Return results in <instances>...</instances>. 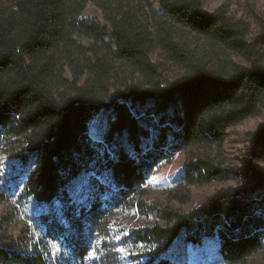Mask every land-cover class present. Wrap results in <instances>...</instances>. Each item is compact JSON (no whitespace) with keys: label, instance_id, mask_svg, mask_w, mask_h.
I'll return each mask as SVG.
<instances>
[{"label":"trees","instance_id":"16d2710c","mask_svg":"<svg viewBox=\"0 0 264 264\" xmlns=\"http://www.w3.org/2000/svg\"><path fill=\"white\" fill-rule=\"evenodd\" d=\"M203 1L0 0V154L11 162L10 183L24 170L23 194L47 205L36 220L64 253L48 263L37 249L1 238L0 264H186L170 258L171 244L212 236L228 263L262 249L264 125L247 133L241 168L229 163L224 143L229 128L264 112V16L253 15L252 35L224 5L206 12ZM89 4L102 21L83 15ZM154 51L181 69V79H164ZM146 102V116L157 117L142 149L147 131L132 108ZM102 110L112 118L99 141L86 127ZM122 131L135 154L115 146ZM177 152L185 184L231 176L247 184L221 187L185 212L146 203L148 176ZM118 209L156 222L117 236Z\"/></svg>","mask_w":264,"mask_h":264},{"label":"rangeland","instance_id":"374dc122","mask_svg":"<svg viewBox=\"0 0 264 264\" xmlns=\"http://www.w3.org/2000/svg\"><path fill=\"white\" fill-rule=\"evenodd\" d=\"M221 5L225 6L227 14L231 18L242 19L248 22L252 35L257 33L258 28L255 25L253 15L264 16V0L203 1V9L206 12L213 11ZM83 15L102 21L100 13L90 4L83 11ZM82 42L87 43V40L82 39ZM200 43L201 41H197V45H200ZM150 60L160 67L166 81L181 79V69L165 61L159 52L154 51L150 55ZM235 60L240 61L239 59ZM151 105V102H146L144 105H135L132 108V111L140 117V122L147 131L145 136L140 137L139 145L142 149L150 148L151 139L154 134L152 122L156 121L157 116L153 114L146 116V113H148L146 109ZM150 117L152 122L150 121ZM111 118L112 115L109 110L99 111L88 122L86 127L87 135L91 139L102 141ZM263 125L264 112H261L227 130L224 148L231 165L237 168L242 167V153H244L248 145L247 133L253 132L256 128ZM114 142L116 147L120 146L126 152L135 154L126 131L116 134ZM107 150L111 152V146L108 145ZM10 164L11 162L7 161L0 154V190L4 191L3 198L0 202V219L4 222L3 228L0 229V239L7 238L20 241L27 249H37L40 253L48 255V263L57 261L64 256L61 246L43 237L42 227L36 220L38 213L46 209L47 205L41 204L40 208H38L39 206H37L38 204L35 201L23 194L24 170L21 171L15 180V184L10 183ZM183 174L184 155L182 152H177L170 162L160 163L153 173L148 176L143 185L141 198L146 203L153 204L156 207H167L176 211L185 212L197 206L204 198L221 187L236 185L238 183L242 185L247 184L245 181L240 182L241 179L238 176H231L227 179L212 181L208 184L188 185L183 180ZM85 183L86 179L83 175L74 181L71 194L75 199H82L80 192ZM6 184L12 185L10 190L4 189ZM175 195H183L184 198L180 200ZM54 205L57 206L58 201H54ZM113 216L112 225L114 227V233L117 236L125 235L128 227H142L156 222V217L152 214L141 215L134 209H118ZM217 249L218 240L215 236L204 238L200 243L185 242L182 238H178L171 244L169 252H171V259L183 261L186 264H264V246L251 255L245 263H228L220 256ZM87 263H89L88 260Z\"/></svg>","mask_w":264,"mask_h":264},{"label":"snow or ice","instance_id":"6c2138e0","mask_svg":"<svg viewBox=\"0 0 264 264\" xmlns=\"http://www.w3.org/2000/svg\"><path fill=\"white\" fill-rule=\"evenodd\" d=\"M120 251H121V252H124V251H125V249H120Z\"/></svg>","mask_w":264,"mask_h":264}]
</instances>
